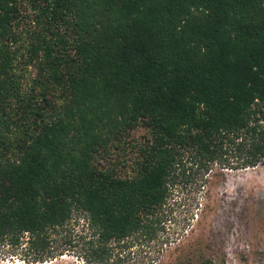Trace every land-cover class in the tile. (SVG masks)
I'll return each mask as SVG.
<instances>
[{"label":"trees","instance_id":"1","mask_svg":"<svg viewBox=\"0 0 264 264\" xmlns=\"http://www.w3.org/2000/svg\"><path fill=\"white\" fill-rule=\"evenodd\" d=\"M187 164L264 166V0H0L1 247L49 262L76 217L102 262Z\"/></svg>","mask_w":264,"mask_h":264},{"label":"rangeland","instance_id":"2","mask_svg":"<svg viewBox=\"0 0 264 264\" xmlns=\"http://www.w3.org/2000/svg\"><path fill=\"white\" fill-rule=\"evenodd\" d=\"M24 71L27 79L33 76L31 67ZM143 133L135 131L134 144L143 141ZM118 156L128 160L134 150L128 145ZM185 169L170 187L153 239L114 243L102 262L88 260L90 234L86 222L74 217L64 233L62 255L43 264H184L188 259L194 264H264V166L214 165L204 173L187 164ZM23 259L21 249L0 246V264H31Z\"/></svg>","mask_w":264,"mask_h":264}]
</instances>
